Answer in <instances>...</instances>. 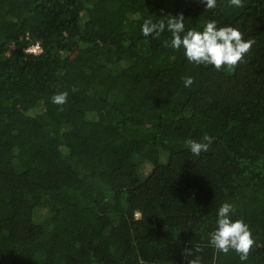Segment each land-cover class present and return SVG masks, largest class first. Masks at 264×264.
Returning a JSON list of instances; mask_svg holds the SVG:
<instances>
[{
    "label": "trees",
    "instance_id": "1",
    "mask_svg": "<svg viewBox=\"0 0 264 264\" xmlns=\"http://www.w3.org/2000/svg\"><path fill=\"white\" fill-rule=\"evenodd\" d=\"M243 2L0 0V264H264V0ZM181 13L255 43L216 71L142 35ZM224 202L250 226L246 262L209 246Z\"/></svg>",
    "mask_w": 264,
    "mask_h": 264
},
{
    "label": "clouds",
    "instance_id": "2",
    "mask_svg": "<svg viewBox=\"0 0 264 264\" xmlns=\"http://www.w3.org/2000/svg\"><path fill=\"white\" fill-rule=\"evenodd\" d=\"M198 3L205 5V10L209 11L217 7V0H198ZM229 7L241 8L244 6L243 0H228ZM168 31L171 39L164 41V47H171L175 50L183 48L187 61L197 66L213 67L216 71H221L225 66L232 69L244 62L245 56L250 52L255 43L254 39H244L237 27H218L216 21H208L202 31L185 28V17L181 13L178 16H166L159 18L156 22L152 19H145L141 28L144 37L159 38L160 34ZM185 87H190L194 83L191 76L182 77ZM78 89L73 87L72 91ZM69 93L60 92L51 97L52 103L63 106L67 103ZM62 110V109H61ZM213 143V137L205 133L200 140L187 139L185 141L192 154L199 156L202 152H207ZM234 211V206L224 202L218 209L216 228L209 234V246L217 252L228 254L235 251L242 262H246L255 244L250 226L243 219L233 221L230 213ZM194 251H203L196 246ZM184 257L193 256V248L185 249ZM187 264H202V258L195 256L188 259Z\"/></svg>",
    "mask_w": 264,
    "mask_h": 264
},
{
    "label": "built area",
    "instance_id": "3",
    "mask_svg": "<svg viewBox=\"0 0 264 264\" xmlns=\"http://www.w3.org/2000/svg\"><path fill=\"white\" fill-rule=\"evenodd\" d=\"M42 51V47L39 41L34 43L33 45L29 46L26 49L27 53L39 54Z\"/></svg>",
    "mask_w": 264,
    "mask_h": 264
},
{
    "label": "rangeland",
    "instance_id": "4",
    "mask_svg": "<svg viewBox=\"0 0 264 264\" xmlns=\"http://www.w3.org/2000/svg\"><path fill=\"white\" fill-rule=\"evenodd\" d=\"M199 109H200V108H199ZM200 110H201V109H200ZM213 110H214V109H213ZM213 110L211 109V112H213ZM197 120H199V119L197 118ZM221 129H223V127H222ZM185 156H190V154H185ZM125 164H126V161L123 159V160L121 161V167L123 168V167L125 166ZM123 169H124V168H123ZM140 172L143 173V174H145V173L148 172V169H147L146 167L141 168V169H140Z\"/></svg>",
    "mask_w": 264,
    "mask_h": 264
}]
</instances>
